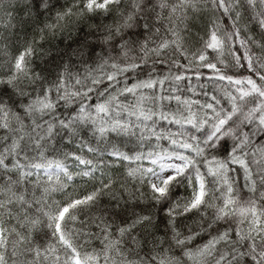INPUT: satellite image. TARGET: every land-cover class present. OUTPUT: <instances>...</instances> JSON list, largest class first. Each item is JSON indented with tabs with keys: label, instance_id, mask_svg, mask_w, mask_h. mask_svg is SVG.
<instances>
[{
	"label": "snow or ice",
	"instance_id": "obj_1",
	"mask_svg": "<svg viewBox=\"0 0 264 264\" xmlns=\"http://www.w3.org/2000/svg\"><path fill=\"white\" fill-rule=\"evenodd\" d=\"M0 264H264V0H0Z\"/></svg>",
	"mask_w": 264,
	"mask_h": 264
}]
</instances>
